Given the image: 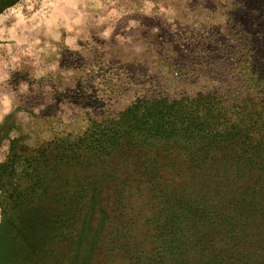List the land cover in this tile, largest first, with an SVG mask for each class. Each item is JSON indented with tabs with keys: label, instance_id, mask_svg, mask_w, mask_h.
I'll use <instances>...</instances> for the list:
<instances>
[{
	"label": "rangeland",
	"instance_id": "374dc122",
	"mask_svg": "<svg viewBox=\"0 0 264 264\" xmlns=\"http://www.w3.org/2000/svg\"><path fill=\"white\" fill-rule=\"evenodd\" d=\"M262 10L260 0H0V264H100L109 246L101 239L98 251L97 231L114 208L148 214L141 179L126 175L133 156L118 149L97 156L105 130L122 113L136 114L144 97L231 96L243 119L264 120V95L237 81L232 92L236 79L213 69L226 49L234 59L244 53L264 61ZM97 125L102 132L81 146L77 162L38 154L52 138L70 143ZM249 163L251 173L223 181L222 191L206 189L221 198L213 201L220 216L187 264H264V160ZM11 173L23 190L6 185ZM236 188L246 190L249 205L234 224L223 202ZM150 227L141 219L133 226L139 238Z\"/></svg>",
	"mask_w": 264,
	"mask_h": 264
},
{
	"label": "trees",
	"instance_id": "16d2710c",
	"mask_svg": "<svg viewBox=\"0 0 264 264\" xmlns=\"http://www.w3.org/2000/svg\"><path fill=\"white\" fill-rule=\"evenodd\" d=\"M259 15L262 17L264 10ZM257 25L264 32V23ZM201 52L199 50V54ZM218 53L213 69L221 71V77L226 80L236 79L232 82V92L239 82L242 86L247 83L246 92L264 95V80L259 82L260 73H255L261 70L260 65L264 68V61L258 59V55L254 58L240 53L234 59L235 50ZM228 92L229 88L226 94ZM151 100L144 97L143 102L134 104L141 108L136 114L134 111L138 108L122 113L119 123L106 129L104 137L99 138L101 148L97 152L101 158L110 156L116 149L126 150L133 156V167L126 175L141 179L138 184L144 185L148 195V214L131 212L129 205L115 207L118 212L111 217L109 214L103 221L104 227L97 231L100 237L97 249H104L101 239L102 244L108 242L104 260L117 258V264H187L192 254L200 250L199 244L210 237L220 216L221 207L213 201H222L221 198L207 196L206 189L222 191L223 181L251 173V160H264V120L255 116L259 114H248L243 119L238 110L234 111L237 104L230 103L231 96L221 100L211 95L203 101L196 98L184 102L166 97ZM98 127L103 128L97 125V132L87 129L70 143L52 138L49 150L43 153L45 148L42 147L38 154L60 164L77 162L85 156L81 146L94 141V135L102 132ZM148 140L150 147L146 143ZM15 173L9 174L4 182L12 187L11 190H23L19 188L22 182L13 178ZM38 181L27 179L26 183L34 185ZM246 195L242 188H236L229 196L224 195L225 210L234 224L237 223L233 221L235 217L241 216L240 211L249 205ZM231 207H234L233 212L228 211ZM138 219L151 224V234L142 233L137 237L133 226ZM76 248L75 241L71 249L73 256ZM104 260H100V264H105Z\"/></svg>",
	"mask_w": 264,
	"mask_h": 264
}]
</instances>
